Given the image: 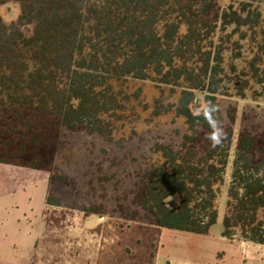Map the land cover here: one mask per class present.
I'll return each instance as SVG.
<instances>
[{
  "label": "trees",
  "instance_id": "1",
  "mask_svg": "<svg viewBox=\"0 0 264 264\" xmlns=\"http://www.w3.org/2000/svg\"><path fill=\"white\" fill-rule=\"evenodd\" d=\"M7 2L17 3L20 12L9 23L0 15V163L46 170L52 183L50 159L61 135L83 130L113 141L132 102L127 81H149L176 97L165 104L160 94L153 115L173 110L192 133L178 149L154 145L160 161L138 174L134 201L140 218L209 234L232 138L228 129L214 146L208 139L210 121L223 125L218 95L228 94L223 84L229 41L217 34L233 26V34L245 39L241 28L255 30L264 21L261 12L248 4L220 9L217 0H0V6ZM258 48L261 55L247 62L249 71L229 64L243 76L237 96H245L251 81L264 83L258 65L264 64V36ZM131 95L137 98L139 91ZM209 105L213 111L206 118ZM170 196L177 197L173 206L166 203ZM46 203L62 205L49 192ZM72 208L100 212L98 205ZM221 236L264 245V133L244 128L237 136Z\"/></svg>",
  "mask_w": 264,
  "mask_h": 264
},
{
  "label": "rangeland",
  "instance_id": "2",
  "mask_svg": "<svg viewBox=\"0 0 264 264\" xmlns=\"http://www.w3.org/2000/svg\"><path fill=\"white\" fill-rule=\"evenodd\" d=\"M217 4L220 9L229 4L235 8L248 4L252 9L257 8L264 19V0H217ZM19 12L15 2L0 6V15L7 23L15 20ZM232 29L233 26H228L217 34L229 41L224 45V67L229 78L223 84L228 94L218 95L223 125L217 130L219 137L231 130L232 138L218 218L209 234L163 228L140 218L142 211L134 201L140 185L138 174L149 163L160 161L159 154L153 151L154 145L169 144L178 149L184 136L192 131L173 110L153 115L154 101L161 94L153 83L128 80L127 92L132 102L125 112L128 118L119 121L112 134L113 141L83 130L61 135L59 148L50 159L54 181L49 184L48 192L62 205L49 206L50 218L44 220V229L37 236L38 264H264L263 245L249 243L241 249L239 238L221 236L237 136L244 128L264 133V83L251 81V86L244 90L245 96H237L236 89L243 76L229 67L233 61L238 70L247 72V62L260 57L258 46L264 36L261 32L264 21L253 31L242 27L247 32L245 39H239L240 32L233 34ZM237 39L238 43L234 44ZM237 52L240 56L233 58ZM258 65L264 69V64ZM136 90L139 96L133 98L131 94ZM162 94L165 104L176 99L169 96L166 88ZM202 133L198 129L196 135L201 137ZM176 202V196L166 199L170 206ZM92 205L100 206V212L87 214L72 208ZM133 211L138 217L132 218ZM65 212L77 216L66 217Z\"/></svg>",
  "mask_w": 264,
  "mask_h": 264
},
{
  "label": "crops",
  "instance_id": "3",
  "mask_svg": "<svg viewBox=\"0 0 264 264\" xmlns=\"http://www.w3.org/2000/svg\"><path fill=\"white\" fill-rule=\"evenodd\" d=\"M1 164L4 165H0V264H38L37 236L44 229V220L50 218L52 206L46 203L49 172L40 170L47 173L42 175L37 172L39 169ZM64 215L77 216L67 212ZM239 243L243 249L251 242Z\"/></svg>",
  "mask_w": 264,
  "mask_h": 264
},
{
  "label": "clouds",
  "instance_id": "4",
  "mask_svg": "<svg viewBox=\"0 0 264 264\" xmlns=\"http://www.w3.org/2000/svg\"><path fill=\"white\" fill-rule=\"evenodd\" d=\"M212 111H213L212 106L209 105V106L205 109V115H206V118H207L208 114L211 113ZM210 126L213 127L214 132H213V133H210V134L208 135V139H209L210 141L213 142V146H214L215 143H217L218 140H219V133H218V130H217V127H218V126L215 124V122H212V121H210Z\"/></svg>",
  "mask_w": 264,
  "mask_h": 264
}]
</instances>
